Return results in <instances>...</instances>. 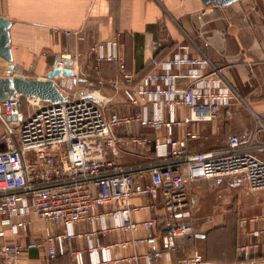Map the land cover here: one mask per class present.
I'll return each mask as SVG.
<instances>
[{
    "label": "built area",
    "instance_id": "1",
    "mask_svg": "<svg viewBox=\"0 0 264 264\" xmlns=\"http://www.w3.org/2000/svg\"><path fill=\"white\" fill-rule=\"evenodd\" d=\"M192 49L189 42L178 43L171 54L151 58V70L141 77L121 69L118 78L108 81L113 88L124 87L134 107L130 113H120L112 98L100 91L107 83L101 63L122 61L114 38L95 40L90 45V76L71 66L72 73L65 75L62 70L67 67L66 58L55 60L50 70L60 69L53 80L65 97L63 101L24 97L32 108L24 115L20 109L22 95L0 99V264H13L30 248L46 246L50 255L63 254L65 241L74 238L91 241L111 230H150L157 224L155 218L132 219L141 208L134 198L160 195L171 222L157 233L111 245L91 243L88 263L108 264L118 258L111 252L113 246L144 243L148 247L142 254L145 264H159L160 259H171L179 238L193 233V224L187 218L196 208L188 188L191 182L236 174L242 176L248 190L264 188V139L257 133L245 142L231 134L219 148H189L187 141L199 137L192 124L211 120L222 105L241 101L222 67L202 50ZM178 80L186 84L178 86ZM179 106L190 111L177 116ZM260 123L258 131H264V123ZM132 124L155 131L164 129L165 135L128 136ZM175 129L182 130V139L174 136ZM129 142L152 143L162 151L157 158L141 164H123L109 158L110 149ZM145 171L149 172L148 181L144 180ZM108 205V210H98ZM107 216L112 217L111 223L106 221ZM33 219L62 226L63 230L27 242L7 238L9 233L17 235L26 229ZM79 221H90V228L76 231L74 225ZM251 233L262 235L264 228ZM248 246L237 249L245 251ZM125 259L138 264V255L120 258ZM74 261L85 264L81 251L74 252ZM169 264H264V259L216 263L195 252Z\"/></svg>",
    "mask_w": 264,
    "mask_h": 264
},
{
    "label": "crops",
    "instance_id": "2",
    "mask_svg": "<svg viewBox=\"0 0 264 264\" xmlns=\"http://www.w3.org/2000/svg\"><path fill=\"white\" fill-rule=\"evenodd\" d=\"M235 2L238 4L216 6L200 0H0V15L11 21L12 54L11 62L0 56V76L45 78L55 60L65 55L70 56L74 70L90 76L92 58L87 53L90 45L95 40L114 38L122 61L101 63V74L107 83L100 91L112 98L120 113H130L134 107L124 87L113 88L108 81L118 78L121 69L139 78L151 70V58L165 57L178 43L189 42L193 45L192 51L202 50L222 67L241 98L240 102L222 105L215 118L192 124L199 137L187 141L189 148L197 151L219 148L231 134L239 135L243 142L255 133L264 139V131H258L260 121L264 123V0ZM11 64L13 69H10ZM185 84V80L177 81L178 86ZM189 111L179 106L176 114L182 116ZM134 135L162 138L165 130L155 131L132 124L128 136ZM174 136L182 139V130L175 129ZM161 151L162 147L157 148L152 143L129 142L118 149H110L108 156L123 164H141L157 158ZM144 175V180L148 181L149 172L145 171ZM235 177L240 178L239 185L246 187L241 175ZM235 177L215 182L224 183ZM232 184L238 185L234 181ZM191 195L194 198L193 193ZM238 199L239 206L235 207L211 203L201 211L192 210L187 218L193 224V233L178 239L170 260L163 258L158 263L169 264L195 252L216 263L264 259V234L254 236L251 233L253 229L264 228V188L248 196L239 191ZM134 202L141 208L133 213L132 219L155 218V227L150 230L138 227L133 232L111 230L91 241L86 237L74 238L65 241L63 254L50 255L46 246L30 248L21 252L13 264H75L74 252L78 250L83 263L88 264L91 243L111 245L157 233L172 221L160 195L155 198L138 196ZM110 207L98 210L106 211ZM241 219H244L242 224ZM106 221L111 223L112 217L107 216ZM90 226V221H79L74 229L87 231ZM62 230V226L33 219L26 229L17 235L9 233L7 238L27 242ZM244 244L249 245L245 251L237 249ZM147 249L144 243L113 246L111 252L118 258L108 264H134L131 259L120 260L131 255H138L137 263L145 264L142 254Z\"/></svg>",
    "mask_w": 264,
    "mask_h": 264
},
{
    "label": "water",
    "instance_id": "3",
    "mask_svg": "<svg viewBox=\"0 0 264 264\" xmlns=\"http://www.w3.org/2000/svg\"><path fill=\"white\" fill-rule=\"evenodd\" d=\"M203 4L212 3L216 6H223L238 0H200ZM11 21L0 15V56L8 62L12 61L9 27ZM65 66L62 73L70 75L71 60L65 55ZM13 69V65H10ZM60 72L59 68L49 70L45 78H26L18 75L0 76V99H8L13 95L20 94L26 98L39 97L44 101L60 102L65 99L59 88L56 86L53 77ZM185 215H187L185 213Z\"/></svg>",
    "mask_w": 264,
    "mask_h": 264
},
{
    "label": "rangeland",
    "instance_id": "4",
    "mask_svg": "<svg viewBox=\"0 0 264 264\" xmlns=\"http://www.w3.org/2000/svg\"><path fill=\"white\" fill-rule=\"evenodd\" d=\"M244 1V0H243ZM240 3V2H239ZM238 2H234L233 5H237ZM13 71L11 72V74ZM21 112L26 115L27 112L31 111V106L28 105L26 99L23 97L22 102H21ZM246 109V108H245ZM236 174L234 175H227V176H222L220 178H225L229 179L230 176L235 177ZM238 176V175H237ZM220 178H213V179H199L195 182H193L190 185V192L193 193L194 198L193 203L196 206V210L201 211L206 205H209L211 203H219L223 205H227L230 207H235L239 206V199H238V194L240 191V194L243 195H249L253 191L256 190H248L246 187L239 185V179L237 178L235 180H227L224 183H219L217 184L215 181L219 180ZM234 182H237L238 185L232 184ZM258 190V189H257ZM220 195V196H219Z\"/></svg>",
    "mask_w": 264,
    "mask_h": 264
}]
</instances>
